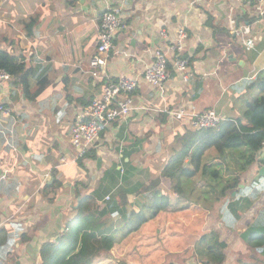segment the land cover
Here are the masks:
<instances>
[{"label":"crops","instance_id":"crops-1","mask_svg":"<svg viewBox=\"0 0 264 264\" xmlns=\"http://www.w3.org/2000/svg\"><path fill=\"white\" fill-rule=\"evenodd\" d=\"M112 7L120 9L123 24L105 73L111 81L134 78L138 88L130 114L101 131L92 156L79 166L69 136L76 115L102 95L104 80L90 74L89 62L101 14ZM178 29L186 33L181 55L189 61L188 80L172 71L161 93L143 73L158 49L171 63L169 46ZM0 51L23 65L28 84L25 92L21 74L0 84V104L9 110L0 122V264H41V246L58 243L76 214L75 190L137 210V194L127 189L137 182L146 185L161 149L191 128L188 117L151 109L212 110L223 120L264 131L259 86L264 83V0H0ZM215 156L208 150L203 166ZM257 158L242 175L241 187L256 181L263 165ZM53 171L61 186L43 188L53 181ZM159 187L172 194L164 184ZM223 203L161 211L92 264H186L195 259L194 245L206 253L224 241L225 261L228 254H240L237 261L263 260L238 233L264 209V201L255 200L233 232L221 222Z\"/></svg>","mask_w":264,"mask_h":264},{"label":"trees","instance_id":"trees-1","mask_svg":"<svg viewBox=\"0 0 264 264\" xmlns=\"http://www.w3.org/2000/svg\"><path fill=\"white\" fill-rule=\"evenodd\" d=\"M181 57L185 58L183 55ZM0 69L12 77L21 74L23 89L28 92L23 65L5 51H0ZM252 86L255 85L251 84L247 91ZM259 86L264 88V83ZM235 136L238 140H234ZM263 142L264 131L241 125L239 120L230 118L215 128L186 129L172 143H164L166 147L161 149L155 160L147 184L137 182L127 189L126 192L137 194V210H128L111 197L108 200H97L93 193L75 190L78 204L76 214L65 224L58 243H45L41 246V264H92L96 257L109 253L115 244L153 220L161 211L178 212L193 204L209 209L212 202L224 201L221 222L227 230L233 232L243 213L264 193V178L249 186H240L242 175L256 161ZM210 149L215 150L216 156L203 166V158ZM92 151L93 146L83 156L77 157L79 166L83 165L85 158L92 156ZM55 172L58 171H53V181L50 184L46 181L43 188L55 189L61 186ZM161 183L170 188L172 194H165L159 187ZM108 213V218H102ZM238 237L247 248L263 258L253 262L240 260L241 264H264V209L258 212L245 230L238 233ZM225 248L224 241L210 247L206 253H200L204 256L201 264H224Z\"/></svg>","mask_w":264,"mask_h":264},{"label":"built area","instance_id":"built-area-1","mask_svg":"<svg viewBox=\"0 0 264 264\" xmlns=\"http://www.w3.org/2000/svg\"><path fill=\"white\" fill-rule=\"evenodd\" d=\"M122 24L119 8H107L102 12L97 33V48L90 59L89 65L91 68L90 74L94 78L104 80L103 90L100 97L94 98L76 115L70 136V144L77 151L75 160H77V157L83 156L86 150L94 145L103 129L110 127L117 119L127 117L133 109L138 88L137 80L120 76L116 81H111L105 73L109 53L114 49L115 33L117 29L122 27ZM185 37L184 29H178L176 39L169 46L173 54L170 70H168V54L158 49L153 53V60L143 73L145 80L161 93L164 91L172 71L178 75L181 81L186 82L188 80L189 61L187 58L181 57ZM10 78L8 72L0 69V84L9 81ZM151 110L176 119L188 117L192 129L215 128L223 121V118L212 110L195 114H189L184 109L163 108ZM3 116H9V110L0 104V122ZM61 162L66 163V158H62ZM105 199L108 200L109 197H105ZM192 248L196 261L201 264L204 256L197 253L194 247Z\"/></svg>","mask_w":264,"mask_h":264},{"label":"water","instance_id":"water-1","mask_svg":"<svg viewBox=\"0 0 264 264\" xmlns=\"http://www.w3.org/2000/svg\"><path fill=\"white\" fill-rule=\"evenodd\" d=\"M257 161L263 163V165H261L260 168L257 170L256 175V180H260L261 178H264V149L257 158ZM186 264H198V262L194 258H189Z\"/></svg>","mask_w":264,"mask_h":264},{"label":"rangeland","instance_id":"rangeland-1","mask_svg":"<svg viewBox=\"0 0 264 264\" xmlns=\"http://www.w3.org/2000/svg\"><path fill=\"white\" fill-rule=\"evenodd\" d=\"M259 198H261V199L264 201L263 197H259ZM249 209H251V207H250ZM247 210H248V209H247ZM247 210H246V211H247ZM246 211H245V212H246ZM248 212H249V211H248ZM245 217H246V218L248 217V213H246ZM246 218H244V220H246ZM233 238H234V237H233ZM194 248H195V251L197 252V249H196V246H195V245H194ZM197 253H198V252H197ZM199 254H200V253H199ZM238 258H242L240 254H238V255L235 256V257H233V254H232V255H231V254H228V259L225 261V264H241V261H240V260L237 261Z\"/></svg>","mask_w":264,"mask_h":264}]
</instances>
